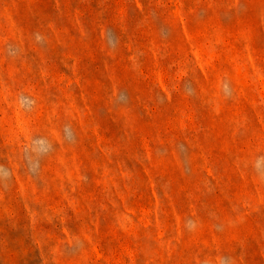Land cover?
<instances>
[{"label":"rangeland","instance_id":"rangeland-1","mask_svg":"<svg viewBox=\"0 0 264 264\" xmlns=\"http://www.w3.org/2000/svg\"><path fill=\"white\" fill-rule=\"evenodd\" d=\"M0 264H264V0H0Z\"/></svg>","mask_w":264,"mask_h":264}]
</instances>
